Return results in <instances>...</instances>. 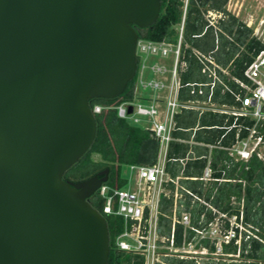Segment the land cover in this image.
<instances>
[{
  "label": "water",
  "instance_id": "1",
  "mask_svg": "<svg viewBox=\"0 0 264 264\" xmlns=\"http://www.w3.org/2000/svg\"><path fill=\"white\" fill-rule=\"evenodd\" d=\"M160 8L0 0V264H108V225L88 198L109 168L63 176L95 138L89 101L116 98L134 79V25H152Z\"/></svg>",
  "mask_w": 264,
  "mask_h": 264
},
{
  "label": "built area",
  "instance_id": "2",
  "mask_svg": "<svg viewBox=\"0 0 264 264\" xmlns=\"http://www.w3.org/2000/svg\"><path fill=\"white\" fill-rule=\"evenodd\" d=\"M183 2L182 20L176 25L178 33L176 41L138 39L136 45L138 69L133 99L122 101L118 105L96 103L91 107L94 114L114 108L120 118L149 130L160 143L159 157L162 153L166 157L169 144L174 139L173 133L179 129L175 120L176 114L181 109L195 107L193 101H182L179 98V91L184 87L180 72L185 67L184 26L189 0ZM204 16L208 22L206 27L213 26L217 33L219 30L217 23L225 18V14L208 9L204 12ZM247 25L252 28L253 37L264 44V18H261L255 27H252L251 22ZM193 53L202 65L201 72L209 78V81L187 83L185 86L190 88V94L205 95V88L208 87V101H211L217 84L222 83L225 90L234 97L235 104L231 108L217 110L234 117L228 129L236 127L239 131H248L245 138H240V134H237L240 143L236 148L237 156L246 162L254 155L264 161V152L261 150L264 137L258 131V127L264 124V50L255 55L246 66L243 78L234 76L231 78L238 86L237 89H232L222 81L218 70L224 73L227 71L216 62L212 52L203 53L193 49ZM130 107L131 112H129ZM246 119L253 121V125L248 126L245 123ZM252 139L254 141L251 146ZM159 157L153 165H127L126 186L119 188L104 182L97 190L104 199L102 214L118 215L124 219V230L116 238V247L119 250L142 255L144 264H167L165 258L168 257L192 259L196 264H201L196 256L183 252L186 251L184 250L186 246H192V242L198 236L201 240L212 237L210 243L214 245V253L226 254L230 257L242 255L243 240L251 237L261 240L254 230L249 233L242 230H245L243 213L240 217L237 214L228 216L227 213H218L219 216L212 220H207L205 214H201L198 224H195L190 212L184 211L178 215L177 210H174L171 216L165 215L171 219L170 233L161 234L159 218L163 213L159 209L160 196L165 194L164 184L169 182L177 184V180L168 175L165 163L160 162ZM209 172L210 169L206 173ZM188 193L192 194L189 191ZM177 224L184 227L181 246L175 245ZM253 229L258 231L254 226ZM233 241L237 246L236 252L225 253L224 245ZM167 249L175 251L174 254L166 252ZM217 260L219 261L220 258Z\"/></svg>",
  "mask_w": 264,
  "mask_h": 264
},
{
  "label": "trees",
  "instance_id": "3",
  "mask_svg": "<svg viewBox=\"0 0 264 264\" xmlns=\"http://www.w3.org/2000/svg\"><path fill=\"white\" fill-rule=\"evenodd\" d=\"M228 0H189L188 10L184 26V43H183V61L185 67L180 72L181 83L184 87L181 88V98L186 99V84L191 82H206L207 76L202 74V65L193 53V49H198L203 53L212 52L216 62L223 68L229 67L230 74L234 77L243 78L246 66L251 62L253 57L261 50H264V44L257 40L252 35V28L245 22L240 20L237 16L230 13L226 9ZM183 0H161L160 14L157 20L148 27H138L134 25L140 39H148L154 41H170L174 42L177 39L176 25L182 20L183 14ZM215 10L225 14L224 19H220L217 23L219 30L215 33L213 26L206 27L208 22L204 16V12ZM216 39L218 42L216 43ZM244 48V49H242ZM231 64V65H230ZM221 77L225 78L222 72L218 71ZM137 76L130 81L124 92L113 99L93 98L91 99L90 106L100 103L104 105H118L122 101L131 100L134 96V88ZM228 84L233 89L238 86L232 81L228 80ZM220 92V85L217 84L214 99H216ZM231 94L227 92L226 101L231 102ZM96 117V134L95 138L87 150V152L79 159V161L67 170L63 176L65 180L81 181L91 176L96 175L98 172L109 168L108 180L106 183L114 187H124L127 185V177L124 172L127 165H153L157 162L160 143L151 135L149 130L143 129L140 126L132 124L130 121L120 118L116 109L109 108L103 110L101 113L95 114ZM204 118L201 120L202 125L217 124L223 126L225 124L222 118L214 119V123L206 124ZM194 119H187L182 121L178 119V126L181 124L187 125L186 127L193 126ZM231 120L227 122L229 125ZM245 123L248 126L253 125V121L246 119ZM259 134L264 137V124L258 127ZM210 134L209 137H202V133ZM224 133V129L213 128L201 130L197 133V139H206L215 142L218 137ZM178 135L177 133H175ZM201 134V135H200ZM248 135L247 130H242L241 137ZM235 137V130L230 131L221 140L222 145L229 146L233 143ZM186 145L179 144L171 141L167 151L166 171L171 176H176L175 161L186 152ZM93 154L100 157L99 161L93 160ZM206 158H201L193 163H189L185 170V175H191L190 167L197 170L198 175L203 173L206 166ZM93 168L85 177L75 179V176L81 171ZM221 172H216V177H222ZM227 175H233L227 173ZM240 176L245 179L244 188V204H245V221H253L250 218L252 209L257 207L260 211L258 220L261 221L257 234L261 238L251 237L248 240H243L241 254L248 260L244 264H264V235L260 233V229L264 231V161L257 156H253L249 161L245 162L244 167L240 170ZM200 182H198L199 184ZM230 194L237 193V189H242V185L235 182V184L228 182ZM171 189V195L166 196L162 194L159 201V209L163 215L159 218V231L163 235H168L171 231V219L165 215L170 216L174 204L173 190L174 185L168 183ZM191 191L199 197L209 199L203 191L202 185L191 186ZM190 196L187 195L190 204ZM225 198V197H223ZM220 196L216 197V205L223 199ZM237 198V196H236ZM225 201V199H223ZM225 205L231 204V197ZM88 201L103 212L104 199L99 195L98 191L92 194ZM223 202V201H222ZM196 204H200L198 201ZM109 233H110V253L108 257V264H144V257L138 254L127 253L119 250L116 247V238L124 230V219L118 215L104 214ZM254 222V221H253ZM259 222V221H258ZM258 222H255L257 224ZM256 227V226H254ZM184 227L181 224L176 225V246H181L183 241ZM192 235V233H190ZM207 243V242H205ZM214 250V245L211 246ZM237 246L234 241L228 245H224L225 253L236 252ZM167 264H195L192 260H183L173 257L165 258ZM161 264V263H157Z\"/></svg>",
  "mask_w": 264,
  "mask_h": 264
},
{
  "label": "crops",
  "instance_id": "4",
  "mask_svg": "<svg viewBox=\"0 0 264 264\" xmlns=\"http://www.w3.org/2000/svg\"><path fill=\"white\" fill-rule=\"evenodd\" d=\"M229 67L226 68L221 67L222 69H225L227 73L221 71L222 74L225 75V78L221 77V75L220 77L222 81L230 87V85L228 84V80H231L233 76L230 74ZM208 81L209 78L207 79L206 82ZM218 85H220V92L218 93L216 99H214V94H213L211 101H208V96H207L209 92L208 87L205 88L206 91L205 95H192L190 94V88L186 86L185 87L186 90L184 93L186 94V96H190L187 97L186 99H182L180 97L182 91L181 93L179 91L180 100L193 101L195 107L181 109L178 112V114H176L175 116L176 124L178 123V119L185 121L189 118L191 119L195 118V123L193 124V126L190 127H186L187 125L184 124L178 126L177 124L179 129L174 131L173 133L174 139L172 141L186 145L187 148L184 155H181L178 159H174L175 161L174 168L177 175L171 176L167 172L170 177L177 180V184L169 182L174 185V190H173L174 204L171 215L173 214L174 210H177L178 215H180L181 212L187 211L192 214L193 223L198 224L201 214H205L207 220H212L214 217H216L217 213H227L228 215L237 214L239 217L240 214L243 213V220L245 223L259 227L258 224L261 223V221L258 220L259 217L258 215H260V211L255 206L250 214V218L254 222L245 221V204H244L245 179L243 176H240V170L244 167L246 161L239 158L236 154V148H238V146L240 145V143H238L237 140V134L241 135L242 131H239L236 127H232L228 129L227 127L233 123L234 117L230 114L223 113L217 110L221 108H231L235 104V100L232 94L230 93L231 102H227L226 95L228 91L225 90L222 83H218ZM215 90L216 88L214 89V93ZM203 118L206 121L205 122L206 124L214 123L213 121L215 118L216 119L222 118L224 120L223 124L225 125L223 126L217 124L202 125L201 120ZM229 120H231V123L229 125H226ZM204 128L206 129L220 128V129H224V133L220 137H218L215 142H211L202 138L197 139L196 138L197 133L201 130H204ZM232 130H235V137L233 143L229 146L222 145L221 140L224 138L226 134H228ZM175 133H177L178 135H176ZM209 135L202 133L201 136L203 138L204 137L206 138L209 137ZM240 138H245V137H240ZM201 158H206L207 160L203 173L201 175H198L197 170L193 167L192 164V166L190 167L191 175H185V170L187 168V165ZM159 159L160 162L165 163V167H166V163L168 160L167 153H166V157H164V153H162ZM208 169H210V172L207 174L206 172ZM216 172H221L222 177L220 178L216 177L215 176ZM227 173L228 174L231 173L233 175L232 176L227 175L228 176L227 178L226 177ZM198 182H200L199 184L202 185L203 191L205 195L209 197V199H205L204 197H199L197 194L191 191L192 190L191 186H194L196 184L199 185ZM228 182H231L233 184L237 182L238 184H241L242 185L241 192L239 189H237V193L230 194L229 192L231 190L229 188V185H227ZM164 191H165L164 195L166 196L171 195L172 191L169 188L168 183L164 184ZM188 191L191 192L192 194L188 193ZM187 195L191 197L190 204H186V202L189 201L187 199ZM217 196H220L222 198L225 197L223 198L225 199V201L222 199L223 202L219 201L218 202L219 204L216 205L214 202H216ZM229 196L231 197V204L225 205L224 203L229 201L228 200ZM203 199L205 200V204L200 203V201H202ZM197 201L200 204H196ZM235 201L237 202V206L233 204ZM255 222L258 223L255 224ZM183 260H187V259H183ZM212 264H220V263L212 262Z\"/></svg>",
  "mask_w": 264,
  "mask_h": 264
},
{
  "label": "rangeland",
  "instance_id": "5",
  "mask_svg": "<svg viewBox=\"0 0 264 264\" xmlns=\"http://www.w3.org/2000/svg\"><path fill=\"white\" fill-rule=\"evenodd\" d=\"M226 9L230 13L237 16L243 22H245L247 24L251 22L252 27H255L258 24L259 20L261 18H264V0H228V2L226 4ZM168 63L169 62H167V64ZM252 141H254V139H252L250 142L251 146L253 143ZM261 150L264 152V144L261 146ZM92 158L95 161L100 160V157L97 154H93ZM92 169L93 168H88V169L81 171L80 173H78L75 176V179L87 176ZM126 171H128V170L125 168V172ZM200 203L205 204V200L203 199L202 201H200ZM233 204L235 206H237L236 201ZM216 216H219V214L217 213ZM228 216H230V215H228ZM243 227L245 228V230L244 229H242V230L245 233H247V232L249 233L252 230H254L257 233V230L253 229V225L245 223L244 221H243ZM260 233L262 235H264V231H262L261 229H260ZM205 242H207V243H205ZM210 242H212V237L209 239H206V240H201V237L198 236L192 242V246L191 247L186 246L184 249L186 251H183V252H184V254H187V255L196 256L197 260H199L201 262V264H212V262H216V263H220V264H244L248 260L243 255H240L239 257H237V256H231L230 257V256H227L226 254H224V255H222L220 253L215 254L214 251L211 249L212 243H210ZM203 246H206L207 248L204 249ZM165 251L168 253H172V254H174V252H175L173 250L170 251L168 249ZM180 252H182V250ZM173 258H176V257H173ZM217 258H220V260L218 261ZM188 260H190V259H188Z\"/></svg>",
  "mask_w": 264,
  "mask_h": 264
}]
</instances>
